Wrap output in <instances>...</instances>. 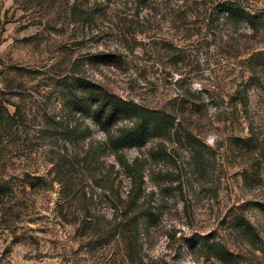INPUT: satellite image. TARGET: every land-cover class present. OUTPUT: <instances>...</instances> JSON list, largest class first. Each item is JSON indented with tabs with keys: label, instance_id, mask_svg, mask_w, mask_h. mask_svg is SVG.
I'll return each mask as SVG.
<instances>
[{
	"label": "rangeland",
	"instance_id": "1",
	"mask_svg": "<svg viewBox=\"0 0 264 264\" xmlns=\"http://www.w3.org/2000/svg\"><path fill=\"white\" fill-rule=\"evenodd\" d=\"M84 81L173 119L125 152L146 160L141 200L160 216L138 215L135 263L264 264V0H0V264L131 260L103 229L121 225L104 198L57 204L104 140L89 117L77 145L67 133ZM97 157L99 181L111 161ZM195 235L228 257L191 248Z\"/></svg>",
	"mask_w": 264,
	"mask_h": 264
},
{
	"label": "trees",
	"instance_id": "2",
	"mask_svg": "<svg viewBox=\"0 0 264 264\" xmlns=\"http://www.w3.org/2000/svg\"><path fill=\"white\" fill-rule=\"evenodd\" d=\"M217 7L223 13H230L229 15L237 20L241 17H250L249 14L241 11L231 3H221ZM82 84V90L72 95L74 105L72 113L76 124L67 133L72 136V141L77 145L80 138L79 135L89 131V128H85L86 130L84 131L79 130L82 124L79 120H86L89 117L92 124L103 132L104 140L99 146H91L85 154V159L83 160L85 172L82 171L83 168L81 170L83 172V183H81L80 179L76 181L79 183L73 185H69L71 183L67 179H65V182H60L61 195L57 204L58 206H64L65 204L67 206L69 201H73L75 204V202L80 203L78 201L82 199V201L88 202L91 210H94L95 201H98L99 198H104L109 202V205H107L108 209L116 217L115 224L120 220L121 225L118 223V227L112 226L110 229H106V226L103 229L107 232L106 235L118 236L122 233L121 241L119 240L120 244L124 243L126 250H129L128 252L126 251L131 258L129 263L136 264L132 255L137 256L140 253V246L138 245L140 232L138 215H143L146 226L159 220L160 216L157 214L158 210L149 207L146 198L141 200L142 186L144 185L143 171L146 160L141 156L129 160L125 152L130 149H141L154 135L165 136L169 134L173 119L165 112L149 110L136 102L126 101L89 82L84 81ZM98 151L106 153V157H109L111 161L110 164L103 168L102 171L105 170V172L99 177V181L88 170V164L93 166V164L96 165L98 163ZM119 167L129 175L130 188L126 195L120 193L119 185H115L112 182L111 176L119 174L118 172L114 173L115 168L119 170ZM87 183H96L97 194L92 189L87 188ZM86 188L90 191L86 190ZM77 213L81 215V212L77 211ZM77 213L76 211L74 212L75 215ZM119 226L123 227L119 229ZM96 230L99 229L95 228L93 231ZM125 235H128V237L124 238ZM194 239L197 243L192 242ZM206 240L207 236L195 235L188 239V246L191 248L198 247L199 249L209 247L215 257L223 258V261L225 257H228L227 251L218 247L219 245H209Z\"/></svg>",
	"mask_w": 264,
	"mask_h": 264
}]
</instances>
